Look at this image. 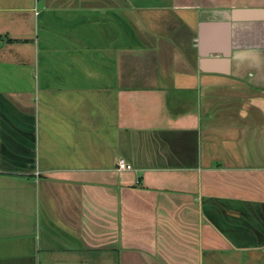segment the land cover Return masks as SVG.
I'll use <instances>...</instances> for the list:
<instances>
[{
    "label": "crops",
    "instance_id": "obj_1",
    "mask_svg": "<svg viewBox=\"0 0 264 264\" xmlns=\"http://www.w3.org/2000/svg\"><path fill=\"white\" fill-rule=\"evenodd\" d=\"M0 264H264V0H0Z\"/></svg>",
    "mask_w": 264,
    "mask_h": 264
},
{
    "label": "built area",
    "instance_id": "obj_2",
    "mask_svg": "<svg viewBox=\"0 0 264 264\" xmlns=\"http://www.w3.org/2000/svg\"><path fill=\"white\" fill-rule=\"evenodd\" d=\"M118 168L119 170H131L132 166L128 164L125 159L120 158L118 160Z\"/></svg>",
    "mask_w": 264,
    "mask_h": 264
}]
</instances>
